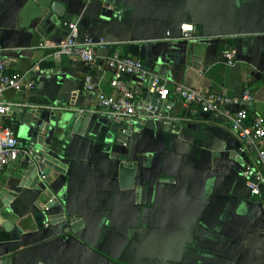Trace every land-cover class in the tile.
I'll return each instance as SVG.
<instances>
[{"label":"crops","instance_id":"0c3cea01","mask_svg":"<svg viewBox=\"0 0 264 264\" xmlns=\"http://www.w3.org/2000/svg\"><path fill=\"white\" fill-rule=\"evenodd\" d=\"M64 23L110 43L95 68L55 59L69 34ZM185 24L195 29L192 42L205 47L200 69L174 52L188 46L179 40ZM230 51L234 66L226 63ZM113 53L141 61L169 89L184 84L229 98L249 89L252 116L264 118V0H0V60L14 73L33 70L36 83L5 100L43 111L34 125L13 115L5 123L26 149L66 166L50 189L22 187L23 160L0 173V194H17L9 212L0 199L8 226H0V263L264 264V189L251 196L243 182L250 159L231 127L171 95L167 118L121 143L114 121L92 113L100 93L118 96L104 59ZM77 114L92 116L83 131L74 129ZM123 163L137 167L134 189L122 187ZM48 201L55 203L49 210ZM60 214L81 224L76 234L51 221Z\"/></svg>","mask_w":264,"mask_h":264},{"label":"built area","instance_id":"2783aa9c","mask_svg":"<svg viewBox=\"0 0 264 264\" xmlns=\"http://www.w3.org/2000/svg\"><path fill=\"white\" fill-rule=\"evenodd\" d=\"M64 26L69 34L67 40L57 48L55 59L65 56L82 63L87 69L95 68L99 59L98 51L107 49L110 43L89 34L81 35L77 24L64 23ZM181 30L182 37L179 40L192 42L198 39L193 25L185 24ZM225 58L229 66H234L237 62L235 51L228 52ZM104 59L107 67L113 72L110 86L118 96L108 97L100 93L98 107L93 114H105L115 121L130 123L163 120L173 109L170 97L174 95L181 99L185 107H196L204 115H209L231 127L233 134L241 143L239 153L250 159V164L242 174L243 182L250 189L251 196L261 195L264 189V118L252 116L254 97L249 89L235 98L194 89L184 84L169 89L159 75L137 59L123 57L119 53H113ZM32 73L33 70L23 74L14 73L6 60H0V173L8 166L20 160L24 161L30 156L14 129L5 123L6 118L12 115L17 107L6 101L5 95L8 91L23 93L34 91L36 83ZM128 77L137 79L138 83L131 87L126 82ZM86 88L88 91L94 90V84L89 76L86 77ZM145 92L159 95L156 105L146 104L140 100ZM233 107H237L236 112Z\"/></svg>","mask_w":264,"mask_h":264},{"label":"water","instance_id":"95a60500","mask_svg":"<svg viewBox=\"0 0 264 264\" xmlns=\"http://www.w3.org/2000/svg\"><path fill=\"white\" fill-rule=\"evenodd\" d=\"M53 9L56 12H59L62 14L64 7L58 4H54ZM104 12H105V15L109 14V12L107 11H104ZM167 40H171L170 33H169V36L167 33ZM186 43L188 46L184 50L174 51V52L178 55L186 57L189 63H192L194 68L200 69L199 64L201 62V57L204 53L205 47L203 45H198V44L195 45L194 42H186ZM158 100H159L158 94L152 95L148 92H145L144 95L142 96V102L146 104L156 105ZM233 110L236 112L237 107H233ZM42 113L43 111L41 110L36 112L34 109L30 107L17 106L14 112L12 113V115L14 117L18 116L19 118H23L25 123L34 125L37 122L36 120L38 119L40 120L42 118ZM91 119H92V116L90 115H88L85 118H82L80 117V115L77 114L73 118L74 129L83 131L84 127L89 124ZM110 119L114 121L113 126H112V132L115 135H119L121 143H124V144H125V140L131 136L132 132L140 131L144 129L145 127L154 128L156 125V122L154 120H150L146 123H141V122L130 123L129 121H115L112 118ZM51 120L52 119H50L49 122H51V125H52L53 121ZM49 122L47 120L41 121L39 123L40 125L39 128L41 130H45L48 127ZM25 150L29 151L30 156L26 160H24L25 166L23 168L22 187L31 186V188L34 189L38 187L39 184H42L44 185L45 188L50 189L54 180L58 177V175L64 174V170L66 169V166L48 154L37 153L35 151L26 149V148ZM119 174L121 177L123 188L125 189L136 188L137 167L135 165H131L130 163H123L120 166ZM16 196L17 194L15 193H9L6 190L2 191V193L0 194V199H4L3 204L5 206L2 212H9L8 210L10 206L9 202L12 201V199L15 198ZM41 199L46 201L48 197L45 193H42ZM54 205L55 203L51 201H48L45 204L46 209L48 210ZM51 221L55 223L60 222L63 226L64 231L70 234H76L81 228V224L71 223L70 218L66 220L64 214H60V215H56L52 217ZM0 226L4 228H8V226L4 224V219L2 217L0 218ZM30 250L33 254L38 255L40 251V247L34 246ZM6 264H9V262ZM40 264H45V263H40Z\"/></svg>","mask_w":264,"mask_h":264}]
</instances>
